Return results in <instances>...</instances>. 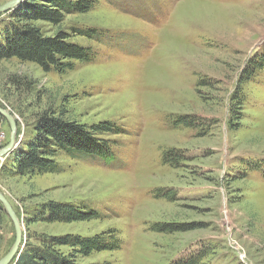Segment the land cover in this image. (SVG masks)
Masks as SVG:
<instances>
[{
	"label": "rangeland",
	"instance_id": "obj_1",
	"mask_svg": "<svg viewBox=\"0 0 264 264\" xmlns=\"http://www.w3.org/2000/svg\"><path fill=\"white\" fill-rule=\"evenodd\" d=\"M96 1L62 25L72 41L91 48V60L66 73L0 60V107L15 119L14 149L33 139L44 111L120 130L100 134L112 146L111 162L61 152L60 172L17 176L2 169L12 155L0 158V192L21 222L23 244L42 233L93 236L115 228L121 248L94 252L83 264H173L202 247L209 249L206 264H264V69L240 84L249 58L264 52V0ZM18 6L0 13L1 42ZM38 24L47 35L57 29ZM0 116L2 149L13 127ZM184 116L203 126H185L178 121ZM173 148L181 157L164 163ZM50 200L100 217L26 222ZM161 223L195 229L160 231ZM15 240L7 212L0 260Z\"/></svg>",
	"mask_w": 264,
	"mask_h": 264
},
{
	"label": "trees",
	"instance_id": "obj_2",
	"mask_svg": "<svg viewBox=\"0 0 264 264\" xmlns=\"http://www.w3.org/2000/svg\"><path fill=\"white\" fill-rule=\"evenodd\" d=\"M96 2V0H24L9 13V21L3 25L0 60L17 58L24 62L37 63L47 72L54 70L59 73L74 70L76 61L91 60V48L72 41L73 34L62 28V25L68 14L87 13L95 7ZM40 22L57 27L54 34H45L43 27L38 24ZM75 32L90 39H97L100 35L93 29H76ZM259 69H264V52L249 58L241 72L240 84L250 81ZM239 91L237 93L241 96ZM239 103L243 104L242 97ZM197 120L196 117L184 116L178 121L185 126L202 127L201 123H196ZM33 130V139L29 143H24L23 146L19 144L13 152L7 154L13 157L10 163L2 166L8 174L26 176L60 172L61 165L57 161V156L61 152L73 157H99L111 162L114 158L112 146L110 141L102 139L100 134L120 132L117 125L110 121L92 125L81 124L65 119L55 111H44L39 114ZM178 153L180 150L174 148L165 151L163 162L176 165L174 161L181 157ZM39 206L38 212L31 218L28 216L27 223H73L100 217L96 210L90 209L89 212H85L83 206L70 202L50 200ZM6 218L7 210L0 201V230ZM157 228L168 232L195 229H186L184 224L162 223L157 224ZM122 244L123 240L115 228L93 236H83L79 233L59 235L42 233L35 238L29 236L19 257L10 264H83L82 260L94 252L117 250ZM208 254L209 249L202 247L194 253L180 257L173 264H206L204 261Z\"/></svg>",
	"mask_w": 264,
	"mask_h": 264
},
{
	"label": "water",
	"instance_id": "obj_3",
	"mask_svg": "<svg viewBox=\"0 0 264 264\" xmlns=\"http://www.w3.org/2000/svg\"><path fill=\"white\" fill-rule=\"evenodd\" d=\"M23 1L24 0H10L4 5H0V13L8 12L12 8H15L16 6L20 5V3ZM0 113L3 114L9 120L10 124L13 127V133H12L10 142L6 146H4L2 149H0V158H2L3 156L7 155L9 152H11L14 149L18 141L16 139V134H15V131H16L15 119L11 116V114H9L6 110L2 109L1 107H0ZM0 201L4 204L7 212L11 216L15 224V227H16V240L13 246L11 247V249L0 260V264H10L15 258L19 257L21 250L23 248V245H24L23 244V230H22L21 222L19 221L11 203L4 196L2 192H0Z\"/></svg>",
	"mask_w": 264,
	"mask_h": 264
},
{
	"label": "bare ground",
	"instance_id": "obj_4",
	"mask_svg": "<svg viewBox=\"0 0 264 264\" xmlns=\"http://www.w3.org/2000/svg\"><path fill=\"white\" fill-rule=\"evenodd\" d=\"M3 157H4V156H3ZM3 157H2V158H3Z\"/></svg>",
	"mask_w": 264,
	"mask_h": 264
}]
</instances>
